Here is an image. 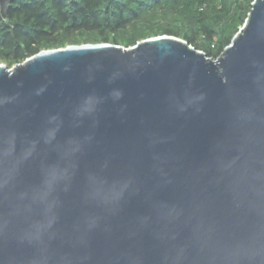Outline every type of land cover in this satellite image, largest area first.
I'll return each instance as SVG.
<instances>
[{
    "label": "water",
    "instance_id": "95a60500",
    "mask_svg": "<svg viewBox=\"0 0 264 264\" xmlns=\"http://www.w3.org/2000/svg\"><path fill=\"white\" fill-rule=\"evenodd\" d=\"M0 264H264V0L215 60L161 36L0 65Z\"/></svg>",
    "mask_w": 264,
    "mask_h": 264
},
{
    "label": "trees",
    "instance_id": "16d2710c",
    "mask_svg": "<svg viewBox=\"0 0 264 264\" xmlns=\"http://www.w3.org/2000/svg\"><path fill=\"white\" fill-rule=\"evenodd\" d=\"M254 0H14L0 14V65L43 51L112 44L123 48L161 36L217 59L243 27Z\"/></svg>",
    "mask_w": 264,
    "mask_h": 264
}]
</instances>
